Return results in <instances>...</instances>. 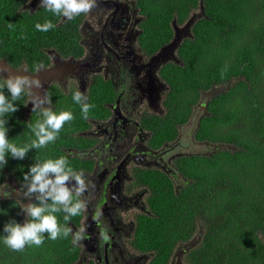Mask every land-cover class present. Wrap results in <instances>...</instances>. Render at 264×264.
<instances>
[{
  "label": "trees",
  "instance_id": "1",
  "mask_svg": "<svg viewBox=\"0 0 264 264\" xmlns=\"http://www.w3.org/2000/svg\"><path fill=\"white\" fill-rule=\"evenodd\" d=\"M27 1L0 0V59L10 67L25 64L34 71L37 65L48 64L47 50L62 57L80 55V17L60 26L61 16L45 7L23 9ZM131 1L144 18L142 37L151 54L171 40L172 23L184 27L193 20L190 37L176 52L179 64L168 63L160 71L169 91L166 114L153 124L156 141L175 140L177 128L188 121L200 94L213 86L226 87L208 102L194 135L195 141L208 143V153L183 155L175 161L182 179L179 186L175 188L160 172H141L150 188L153 217L139 218L137 248L154 253L150 264H165L178 244L196 236L198 250L192 252L198 264H264V0ZM46 21L55 27L46 32L36 29L37 23ZM5 81L0 77V85ZM0 91L11 100L6 86ZM99 95L100 91L94 93L86 102L95 106ZM25 97L24 91L14 101L17 112L0 117L7 121L9 142L18 147L32 143L35 136L29 124L42 119L40 112L25 116ZM52 102L54 112L69 111L74 119L64 124L54 142L31 149L25 159L8 155L7 165L0 168V192L7 188L9 177L21 186L31 164L60 157L69 163L64 149L74 146L76 137L71 134L83 130L85 119L72 96L59 95ZM21 207V198L0 197V264H76L80 248L72 233L56 240L45 233L41 246H25L20 252L4 244V224L25 219ZM55 215L61 226L72 229L78 227L82 212L68 222L63 212Z\"/></svg>",
  "mask_w": 264,
  "mask_h": 264
},
{
  "label": "flooded vegetation",
  "instance_id": "2",
  "mask_svg": "<svg viewBox=\"0 0 264 264\" xmlns=\"http://www.w3.org/2000/svg\"><path fill=\"white\" fill-rule=\"evenodd\" d=\"M40 6V0H28L22 8L33 12ZM79 17L80 55L62 57L50 49L46 51L48 64L39 71H30L25 64L9 67L15 75L35 77L42 84L40 88H25V116L32 112L31 98L39 91L41 97H50L51 104L44 107L51 109L55 108L52 100L59 95L71 97L80 91L88 101L100 91L83 130L71 134L76 143L64 149L70 155L68 166L94 184L80 197L86 206L78 227L71 232L73 241L76 232L82 234L74 242L80 248L76 264H150L154 253L138 249L135 240L139 218L153 217L148 202L150 188L140 174L160 172L177 188L182 179L176 159L208 153L207 142L194 140L198 121L206 113L204 92L188 121L177 128V138L159 143L153 124L166 114L164 100L169 91L160 71L168 63L179 64L176 52L180 45L172 54L160 52L173 40L174 29L182 26L172 23L171 40L151 54L142 37L144 18L133 1L96 0V6ZM66 20L61 16L58 24L64 25ZM187 37L190 33L184 39ZM186 126L188 145L182 144L181 131ZM17 198L22 204L27 200L23 195ZM97 212L103 213L98 222L93 220ZM195 237L178 244L165 264H198L192 252L198 250Z\"/></svg>",
  "mask_w": 264,
  "mask_h": 264
},
{
  "label": "clouds",
  "instance_id": "3",
  "mask_svg": "<svg viewBox=\"0 0 264 264\" xmlns=\"http://www.w3.org/2000/svg\"><path fill=\"white\" fill-rule=\"evenodd\" d=\"M40 5L57 16L72 20L82 13L90 12L96 6V0H40ZM8 26L13 27L11 23ZM54 27L51 21H46L43 25L36 24V29L39 31L46 32ZM43 67V64H39L36 70L39 71ZM4 86L7 87L11 100L0 91V117L19 110L14 101L20 99L25 88L29 90L40 88L42 84L35 77L9 75L5 85H0V88ZM72 99L81 105L82 117L87 120L89 110L94 105L87 103V98L80 91L74 92ZM31 104V111L39 110L42 119L35 125L29 124L35 136L30 145L18 147L10 143L7 136L8 129L5 127L7 121L0 119V168L7 165L8 155L13 159L23 160L31 149H40L54 142L64 124L74 119L69 111L56 113L50 107H44L46 104H51L47 94L43 97L39 94L32 95ZM23 181L20 189H16V193L19 195L23 189V197L28 200V203H24L21 207V213L24 214L25 219L22 223L11 220L4 224L3 232L6 234L3 237L4 244L13 251L20 252L25 246H41L44 243L45 233L51 240L61 236L67 238L72 229L61 226L55 214L63 212L65 222L81 214L86 202L80 197L84 196L90 186L94 188V184L91 181L86 182L82 172L78 173L68 166V160L65 157L31 164L28 171L23 174ZM10 196V192H0V197L4 199ZM102 215V212H97L93 220L98 222ZM81 238V232H76L74 242Z\"/></svg>",
  "mask_w": 264,
  "mask_h": 264
},
{
  "label": "water",
  "instance_id": "4",
  "mask_svg": "<svg viewBox=\"0 0 264 264\" xmlns=\"http://www.w3.org/2000/svg\"><path fill=\"white\" fill-rule=\"evenodd\" d=\"M192 21L193 20L188 21L183 28H180V29L175 28L173 40L171 41L170 44H168L166 47H164L160 53L172 54L173 50L176 49L180 45V43L183 41L184 37L186 35H189V31H190L189 27H190ZM9 75H15V70L10 68L4 62V60L0 59V77H2L4 80H6ZM225 90H226V87H224V86H213L209 90L204 92L202 95V99H205L204 108L207 107L208 102L212 98L218 96L219 94H221ZM39 94H41V91H39ZM7 187H8V189H4L3 192L12 191L11 192L12 197H21L23 195L22 192H20V194L17 195L16 189H20V185L15 183V181H13V179L11 177H9V183H8ZM24 203H28V200H25L23 202V204Z\"/></svg>",
  "mask_w": 264,
  "mask_h": 264
},
{
  "label": "rangeland",
  "instance_id": "5",
  "mask_svg": "<svg viewBox=\"0 0 264 264\" xmlns=\"http://www.w3.org/2000/svg\"><path fill=\"white\" fill-rule=\"evenodd\" d=\"M30 9H32V8H30ZM33 10V9H32ZM188 130H189V127L188 126H186V127H184L183 129H182V131H181V134H182V144H185V145H188V144H190L189 142L190 141H188V139H187V135H188ZM197 150V148L195 147V151ZM198 150H201V148L199 147V149Z\"/></svg>",
  "mask_w": 264,
  "mask_h": 264
}]
</instances>
